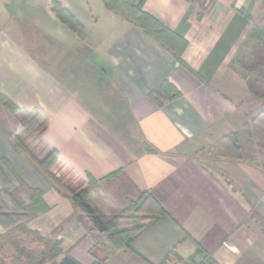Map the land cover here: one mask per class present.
<instances>
[{"label":"crops","instance_id":"1","mask_svg":"<svg viewBox=\"0 0 264 264\" xmlns=\"http://www.w3.org/2000/svg\"><path fill=\"white\" fill-rule=\"evenodd\" d=\"M53 1L84 30L80 0H0V93L17 107L11 113L0 104V164L14 183L17 177L39 190L47 207L27 226L81 264H185L202 259L198 247L218 264H264V169L239 160L211 168L200 154L247 122L237 95L249 92L229 66L249 30L264 25V0H130L186 41L180 61L105 0H82L92 29L83 39L70 30L84 51L87 70L78 71L58 54L47 57L22 28L25 21L60 22ZM162 81L179 95L157 103L151 92ZM51 150L57 159L44 171L34 160ZM119 170L165 215L133 237L131 249L111 251L109 232L88 230L70 192L88 176ZM9 255L6 248L0 264Z\"/></svg>","mask_w":264,"mask_h":264},{"label":"trees","instance_id":"2","mask_svg":"<svg viewBox=\"0 0 264 264\" xmlns=\"http://www.w3.org/2000/svg\"><path fill=\"white\" fill-rule=\"evenodd\" d=\"M105 5L121 17L140 27L146 33L152 35L180 61V52L186 45L185 40L176 37L173 32H170L157 20L141 11L130 0H105ZM51 10L62 24L75 32L79 38H84L82 24L66 8L62 7L56 1H53L51 3ZM246 39L249 42L254 41L258 49L255 56H253L255 58L254 63L257 64V67L251 66L242 69L244 70L242 78L249 90L254 93L258 83L264 87V25L260 28L253 26L249 30L247 36L239 44L231 63L235 60H237V63H241L242 58L239 59L237 57L242 56L243 50L248 45ZM177 95H179V92L167 81H162L151 92V97L157 103L173 99ZM261 96H264V92L261 93ZM0 104L11 113L17 112V107L1 93ZM253 144L259 149L264 148V110L259 111L249 124L243 123L238 131L223 136L210 146L212 152L222 150L231 159L250 162L255 157L252 153L245 152V146L252 148ZM145 149L146 151L151 150L147 145H145ZM257 154L259 162L256 165L264 169V153L257 151ZM56 159V151L51 150L39 161L38 165L42 169H48ZM2 163L6 164L7 162L3 161ZM119 175H122L126 179L121 170L100 180H95L88 176L83 188L70 192V200L73 208L85 213L88 222L92 226L88 230L94 229L99 232H109L108 237L111 251L121 248L131 249V239L143 231L148 225L165 215V210L151 194L137 191L128 182L136 192V198H128L125 200L126 206L115 211L110 216L106 218L100 217L90 203L89 193L91 190H96L100 182ZM3 179H7V176L0 164V181H3ZM16 181L19 187L13 191L0 190V224L5 228V231L0 233V257L6 258V248H9L12 251L8 256L9 264H81L68 255L62 256L59 241L46 239L38 232L28 228V221L37 213L45 211L47 207L43 203L39 190L27 186L17 177ZM115 228L117 230L112 232L111 229ZM29 237L34 238L39 247L30 248L26 246L25 240ZM196 251V253L203 255L202 259L196 264H218L211 254L203 252L200 247ZM102 261L104 259L99 262ZM0 263H2V259H0Z\"/></svg>","mask_w":264,"mask_h":264},{"label":"rangeland","instance_id":"3","mask_svg":"<svg viewBox=\"0 0 264 264\" xmlns=\"http://www.w3.org/2000/svg\"><path fill=\"white\" fill-rule=\"evenodd\" d=\"M94 5V4H93ZM80 8V19L85 23V28L84 32L88 33L90 32L89 27V20L91 17L87 6L84 4L82 0H80V4H78ZM96 12V10H94ZM100 15L102 19V15L100 12H97ZM41 17V16H40ZM42 18L44 16L42 15ZM88 21V22H87ZM35 25V26H34ZM40 27H45V31L48 33V35H45ZM25 33L29 36L32 37V41L35 39L37 42L43 45L44 54L49 57L52 54H58L62 58L64 62L70 63L73 70H83L85 69L84 66H82V61H83V56H84V51H83V46L79 41H77L74 33L70 31L66 26L62 25L60 22H58L56 19H49L48 21H43L39 23L38 25L35 24L34 22H24L23 27ZM248 41V45L245 47V49L242 52V56L237 57V58H242L241 63H237V60H235L233 63H230V69L235 72V74L238 76L239 80L245 85L247 88L248 92L247 94H242V95H237L238 101L241 103H245V107L247 109L246 113L248 112V115H246V119H243L249 124L253 117L259 112L264 110V101L262 103H259V100L256 101V99L264 98V96H261V93L264 92V87L258 83L256 91L253 93L249 90L247 87L245 81L242 78V75L244 74V70L246 67H257L254 62L256 52L258 51L257 45L254 43V41ZM27 41H24L23 43L25 44L26 49L33 55L35 56L43 65H46V59L41 57L40 54L37 53L36 49L34 46L30 45ZM79 45H76V44ZM70 57V59H69ZM82 68V69H81ZM87 70V69H85ZM256 101V102H255ZM257 104V105H256ZM260 104V105H259ZM242 123V124H243ZM241 124V126H242ZM240 126V127H241ZM239 127V129H240ZM24 129V128H23ZM238 129V130H239ZM236 130V131H238ZM232 131V132H236ZM231 132L224 133L221 135L216 141L220 140L223 136L229 134ZM14 134V133H13ZM215 141V142H216ZM246 153H252L255 157L253 161H244V160H239L241 162H245L248 164H258L259 159H258V154L257 151H262L264 153V148L259 149L256 145L253 144L252 148H249L248 146H245ZM201 156H202V161L204 164H206L208 167L213 168L215 165L220 168L221 162H228L230 160H235L229 158L228 155H226L222 150H217L215 152L211 151V146L205 147L201 149ZM38 164L40 160H34ZM37 166V165H36ZM39 166V165H38ZM42 169V168H41ZM51 169V166L48 169H43L44 171H49ZM8 182H7V181ZM19 186L14 183L12 179L7 177V179H3V181H0V190H7L9 192L13 191L15 188H18ZM136 192L132 189L130 184L127 182L126 179L123 178L122 175L115 176L109 180L103 181L99 183V186L97 187L96 190H91L89 193V199L91 205L94 207L96 213H99L101 216H105L104 218L110 216L113 214L115 211L120 210L126 206V201L128 198H136ZM22 198V196H21ZM7 202V200H6ZM81 214L80 211L75 210V215ZM85 227V223L83 224ZM29 228V227H28ZM117 228L111 229V231H116ZM26 246L32 248V247H39L37 244V241L29 237L25 240ZM12 251H10L11 254ZM184 264L183 262L180 261H172L171 264ZM197 262H187L185 264H196ZM111 264V262L109 263ZM112 264H117V261H112ZM127 264H134L133 262L129 261Z\"/></svg>","mask_w":264,"mask_h":264},{"label":"built area","instance_id":"4","mask_svg":"<svg viewBox=\"0 0 264 264\" xmlns=\"http://www.w3.org/2000/svg\"><path fill=\"white\" fill-rule=\"evenodd\" d=\"M229 249L234 250V248H229ZM174 264H176V262Z\"/></svg>","mask_w":264,"mask_h":264}]
</instances>
